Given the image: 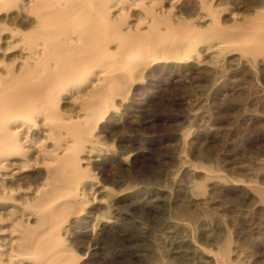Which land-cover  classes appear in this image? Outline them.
<instances>
[{"label":"bare ground","instance_id":"1","mask_svg":"<svg viewBox=\"0 0 264 264\" xmlns=\"http://www.w3.org/2000/svg\"><path fill=\"white\" fill-rule=\"evenodd\" d=\"M203 54L219 55L221 68L239 54L259 77L264 0H0V264H92L77 248L86 242L90 196L99 189L102 203H117L89 155L105 144L106 118L120 113L153 66H182ZM207 176L217 178L216 192L238 181L214 169ZM243 181L238 192L252 189L253 203L264 204V187ZM192 187L205 195L209 183ZM229 234L201 264H264V246L252 245L249 258ZM153 257L173 264L161 252Z\"/></svg>","mask_w":264,"mask_h":264},{"label":"rangeland","instance_id":"2","mask_svg":"<svg viewBox=\"0 0 264 264\" xmlns=\"http://www.w3.org/2000/svg\"><path fill=\"white\" fill-rule=\"evenodd\" d=\"M238 55L225 68L219 55L182 66L155 65L135 84L120 113L106 118L99 133L105 144L89 155L92 172L116 192L117 203L111 208L102 203L99 189L91 194L86 242L77 247L84 260L155 264L153 256L161 252L173 264H201L215 258L229 233L249 258L252 245L264 246V204L253 203L254 190L247 196L236 189L243 180L264 187V71L255 76ZM209 169L238 181L216 192L217 178L208 179ZM204 181L207 194L193 193L192 186ZM112 223V229L103 228Z\"/></svg>","mask_w":264,"mask_h":264}]
</instances>
